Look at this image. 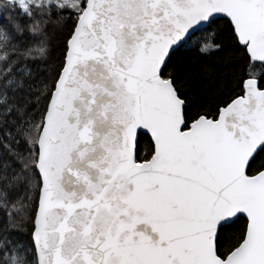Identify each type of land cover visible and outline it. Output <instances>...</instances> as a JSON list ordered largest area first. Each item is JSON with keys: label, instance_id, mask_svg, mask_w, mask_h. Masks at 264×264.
Returning <instances> with one entry per match:
<instances>
[{"label": "snow or ice", "instance_id": "1", "mask_svg": "<svg viewBox=\"0 0 264 264\" xmlns=\"http://www.w3.org/2000/svg\"><path fill=\"white\" fill-rule=\"evenodd\" d=\"M0 264H264V0H0Z\"/></svg>", "mask_w": 264, "mask_h": 264}]
</instances>
